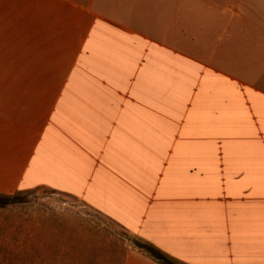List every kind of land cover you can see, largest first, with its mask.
<instances>
[{
    "label": "crops",
    "instance_id": "0c3cea01",
    "mask_svg": "<svg viewBox=\"0 0 264 264\" xmlns=\"http://www.w3.org/2000/svg\"><path fill=\"white\" fill-rule=\"evenodd\" d=\"M36 189L121 264H264V0H0V195Z\"/></svg>",
    "mask_w": 264,
    "mask_h": 264
},
{
    "label": "rangeland",
    "instance_id": "374dc122",
    "mask_svg": "<svg viewBox=\"0 0 264 264\" xmlns=\"http://www.w3.org/2000/svg\"><path fill=\"white\" fill-rule=\"evenodd\" d=\"M0 208V264H121L128 245L142 241L50 189L0 195Z\"/></svg>",
    "mask_w": 264,
    "mask_h": 264
},
{
    "label": "trees",
    "instance_id": "16d2710c",
    "mask_svg": "<svg viewBox=\"0 0 264 264\" xmlns=\"http://www.w3.org/2000/svg\"><path fill=\"white\" fill-rule=\"evenodd\" d=\"M139 247L163 264H175L168 257L164 256L162 253H160L157 249H154L153 247L147 246L146 244H141Z\"/></svg>",
    "mask_w": 264,
    "mask_h": 264
}]
</instances>
